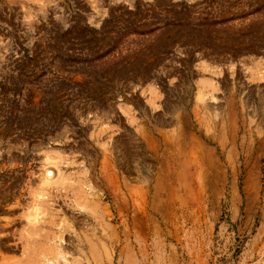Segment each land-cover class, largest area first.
I'll use <instances>...</instances> for the list:
<instances>
[{
	"label": "rangeland",
	"instance_id": "1",
	"mask_svg": "<svg viewBox=\"0 0 264 264\" xmlns=\"http://www.w3.org/2000/svg\"><path fill=\"white\" fill-rule=\"evenodd\" d=\"M0 264H264V0H0Z\"/></svg>",
	"mask_w": 264,
	"mask_h": 264
},
{
	"label": "bare ground",
	"instance_id": "2",
	"mask_svg": "<svg viewBox=\"0 0 264 264\" xmlns=\"http://www.w3.org/2000/svg\"><path fill=\"white\" fill-rule=\"evenodd\" d=\"M46 172V178H45V183H50L51 177L53 175L52 170L49 168H45ZM43 178V177H42ZM60 189V188H59ZM37 241V240H36ZM85 242V241H84ZM40 246V245H39ZM85 246V245H84ZM42 256V255H41ZM52 256V255H51ZM51 258V257H50ZM48 262V261H47Z\"/></svg>",
	"mask_w": 264,
	"mask_h": 264
}]
</instances>
